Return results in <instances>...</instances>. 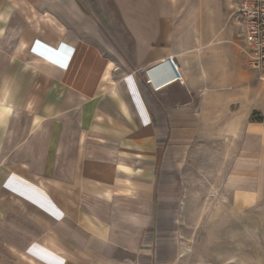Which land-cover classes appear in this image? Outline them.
Instances as JSON below:
<instances>
[{
    "label": "crops",
    "instance_id": "1",
    "mask_svg": "<svg viewBox=\"0 0 264 264\" xmlns=\"http://www.w3.org/2000/svg\"><path fill=\"white\" fill-rule=\"evenodd\" d=\"M112 1L116 60L80 0H0V264H175L195 188L264 197L238 0Z\"/></svg>",
    "mask_w": 264,
    "mask_h": 264
},
{
    "label": "rangeland",
    "instance_id": "2",
    "mask_svg": "<svg viewBox=\"0 0 264 264\" xmlns=\"http://www.w3.org/2000/svg\"><path fill=\"white\" fill-rule=\"evenodd\" d=\"M243 0L233 9L236 26L244 29L239 14ZM100 16L105 32L101 44L114 60L121 57L117 44L119 13L112 0H80ZM252 67V66H251ZM189 210L182 218L179 256L175 264H264V197L235 203L230 195L210 193V187L195 188Z\"/></svg>",
    "mask_w": 264,
    "mask_h": 264
},
{
    "label": "built area",
    "instance_id": "3",
    "mask_svg": "<svg viewBox=\"0 0 264 264\" xmlns=\"http://www.w3.org/2000/svg\"><path fill=\"white\" fill-rule=\"evenodd\" d=\"M244 26L250 65L255 69L264 66V0H243L238 9ZM176 72L172 79L183 80L173 56L167 58Z\"/></svg>",
    "mask_w": 264,
    "mask_h": 264
}]
</instances>
